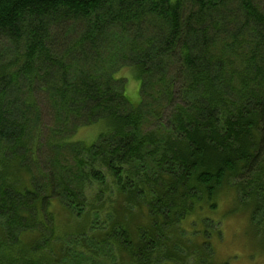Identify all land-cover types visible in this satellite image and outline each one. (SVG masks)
<instances>
[{
	"label": "trees",
	"instance_id": "16d2710c",
	"mask_svg": "<svg viewBox=\"0 0 264 264\" xmlns=\"http://www.w3.org/2000/svg\"><path fill=\"white\" fill-rule=\"evenodd\" d=\"M234 216L264 249V0H0V264H229Z\"/></svg>",
	"mask_w": 264,
	"mask_h": 264
},
{
	"label": "rangeland",
	"instance_id": "374dc122",
	"mask_svg": "<svg viewBox=\"0 0 264 264\" xmlns=\"http://www.w3.org/2000/svg\"><path fill=\"white\" fill-rule=\"evenodd\" d=\"M117 77L125 78L127 98L133 106H139L141 101L140 79L136 78L128 68H124ZM43 113L45 121L50 124L48 108L44 109ZM103 128H105L104 122H100L95 127L82 128L75 136V140L93 143L98 139ZM58 224L62 225L63 229H68L74 223L59 219ZM207 228L215 233L218 230L222 231L223 239L214 242L216 253L213 255L219 263L227 261L229 264H264V249H258L257 239L253 234H248L247 222L244 221L243 217H229L224 221L216 219L214 222H210Z\"/></svg>",
	"mask_w": 264,
	"mask_h": 264
},
{
	"label": "bare ground",
	"instance_id": "6f19581e",
	"mask_svg": "<svg viewBox=\"0 0 264 264\" xmlns=\"http://www.w3.org/2000/svg\"><path fill=\"white\" fill-rule=\"evenodd\" d=\"M34 75V74H33ZM22 182V181H21Z\"/></svg>",
	"mask_w": 264,
	"mask_h": 264
}]
</instances>
